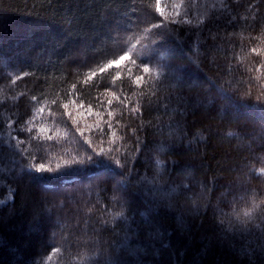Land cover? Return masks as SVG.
Here are the masks:
<instances>
[{"label": "trees", "instance_id": "16d2710c", "mask_svg": "<svg viewBox=\"0 0 264 264\" xmlns=\"http://www.w3.org/2000/svg\"><path fill=\"white\" fill-rule=\"evenodd\" d=\"M0 264H264V0H0Z\"/></svg>", "mask_w": 264, "mask_h": 264}, {"label": "snow or ice", "instance_id": "6c2138e0", "mask_svg": "<svg viewBox=\"0 0 264 264\" xmlns=\"http://www.w3.org/2000/svg\"><path fill=\"white\" fill-rule=\"evenodd\" d=\"M157 4L159 5V0H157ZM157 11H159V7L157 8ZM160 14L161 15H164L163 12H161ZM157 27H160V25H153V28H157ZM129 55L130 54L128 52H125V55L124 56H120L119 57V60L120 61H124L125 59L129 58ZM111 63H117V61H112V62H110V64ZM148 70H149L148 68H144V71L145 72H148ZM41 111H43V109H41ZM88 159L91 160L92 157H89ZM68 163H79V164H83V161L82 160L81 161H69ZM116 163L119 164L120 161L118 160V161H116ZM57 168H59V165H57ZM44 170H45V165L43 163L38 164V165L35 166V171L40 172V171H44ZM245 215L247 216L248 213H245ZM149 235H152V233H149Z\"/></svg>", "mask_w": 264, "mask_h": 264}]
</instances>
